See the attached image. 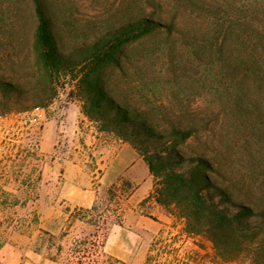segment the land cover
I'll return each mask as SVG.
<instances>
[{
  "label": "trees",
  "instance_id": "trees-1",
  "mask_svg": "<svg viewBox=\"0 0 264 264\" xmlns=\"http://www.w3.org/2000/svg\"><path fill=\"white\" fill-rule=\"evenodd\" d=\"M18 1L10 28L26 26L25 7L33 18L32 108H45L68 79L96 131L147 165L146 201L170 224L144 264H264V0H120L77 40L63 36L59 0ZM154 54L166 77L183 72L185 84L200 83V97L169 99L171 110L152 103L138 66ZM21 90L0 77L3 96ZM198 100L202 107L188 111ZM193 138L199 148H189ZM188 241L197 252L184 249Z\"/></svg>",
  "mask_w": 264,
  "mask_h": 264
},
{
  "label": "rangeland",
  "instance_id": "rangeland-1",
  "mask_svg": "<svg viewBox=\"0 0 264 264\" xmlns=\"http://www.w3.org/2000/svg\"><path fill=\"white\" fill-rule=\"evenodd\" d=\"M119 1L59 0L57 17L69 23V27L61 26L63 36L77 40L90 31L93 22L102 26L117 11ZM17 2L0 0V77L22 89L5 96L0 91L4 111L30 109L37 105L38 97V93L28 91L33 80L29 54L33 18L29 7L24 8L26 26L10 28ZM144 48L155 46L148 43ZM136 53L133 57L140 59L142 55ZM156 55L138 66L150 101L159 106L164 100L162 108L171 110L175 109L170 105L173 98L198 99L201 84H185L183 72H171L166 77ZM16 59L20 65L13 64ZM71 91L72 83L62 80L54 98L46 103L37 148L28 144L0 160V264H18L25 259L32 264H144L159 226L146 219L129 194L150 175L147 165L127 143L98 133L81 114ZM201 107L198 100L187 110ZM200 144L198 138L188 142L190 149ZM133 164L136 166L128 174ZM48 184L64 190L55 198L54 211L48 210L54 197L46 196L43 201L40 196V189ZM93 196L94 211L81 206ZM154 215L170 224L158 213ZM184 249L197 252L191 241Z\"/></svg>",
  "mask_w": 264,
  "mask_h": 264
},
{
  "label": "built area",
  "instance_id": "built-area-1",
  "mask_svg": "<svg viewBox=\"0 0 264 264\" xmlns=\"http://www.w3.org/2000/svg\"><path fill=\"white\" fill-rule=\"evenodd\" d=\"M45 112L41 107L0 111V160L28 144L39 146Z\"/></svg>",
  "mask_w": 264,
  "mask_h": 264
},
{
  "label": "crops",
  "instance_id": "crops-1",
  "mask_svg": "<svg viewBox=\"0 0 264 264\" xmlns=\"http://www.w3.org/2000/svg\"><path fill=\"white\" fill-rule=\"evenodd\" d=\"M136 164H140V163H136ZM135 166L136 165L133 164L130 167V169L127 171V173L129 174V171L133 170ZM141 166H143V165L141 164ZM152 187H153V181H152L151 175H149L146 179H143L140 182H138L137 186H135L133 188V190L130 192L129 197L136 199V202L138 204V208H139L140 212L143 215H145V217H147L146 219H149V220L151 219L150 221L152 224L159 226V228H157V231H156L157 233L155 235V236H157L158 233L162 229L165 228V223H163L164 221H162V219H160V217L155 216L154 212L161 215L164 219H168V218H167L164 210L160 206H158L153 200H147L146 201V199L148 198V196L152 192ZM62 190L63 189L61 187H50V184L42 186V188L40 189V196L43 197V201H45L46 196L54 197V199L52 200V203L49 204L50 207L48 208V210H52V211L56 210L57 202L55 201V198L59 195H62V192H64V190L63 191ZM72 192H75V190ZM67 194L71 195V192H69ZM69 199L76 200V198H71V197H69ZM93 201H94V196L92 197V199L88 203L87 202L85 204L83 203V205H81V206H84L85 208H91ZM44 210H45V208H44ZM25 256L28 257L30 255L28 253H26ZM38 257H40V256L38 255ZM18 264H32V263L30 262V260L25 259V260H20L18 262Z\"/></svg>",
  "mask_w": 264,
  "mask_h": 264
}]
</instances>
